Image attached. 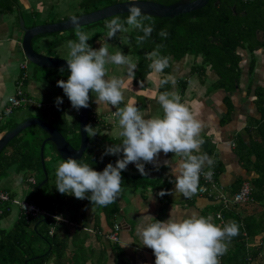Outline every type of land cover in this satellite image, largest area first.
<instances>
[{"label":"crops","instance_id":"obj_1","mask_svg":"<svg viewBox=\"0 0 264 264\" xmlns=\"http://www.w3.org/2000/svg\"><path fill=\"white\" fill-rule=\"evenodd\" d=\"M68 2L69 0H17V6L14 8L0 5V112L3 113L8 98L13 96L17 89L32 100L29 105L20 108L24 110L30 108L33 112V114L28 112L19 122L35 117L49 124L56 122L61 126L60 118L55 117L54 113H57V109L61 106H65L67 110L64 111V117L68 124L73 126V132L70 134L79 146V125L75 124H78L79 110L75 108L72 111L68 110L72 107L71 102L63 89L57 86V82L64 78L58 79L54 73L49 72L50 77L36 79L35 70L28 66L23 57L22 31L19 28V17H22L27 28H31L56 23L77 15L76 10L71 11L72 15L65 14L69 9ZM58 11L63 15L58 14ZM261 35L259 37L264 41V35ZM62 43L61 41L55 43L54 49L60 47ZM44 51L37 52L49 56ZM238 53L242 57L240 76L233 85L230 82H220L215 72L201 65V57L193 56L169 62V66L162 73L151 77L147 74L138 84L134 83V77L129 80L126 65L120 68L119 75H107L106 79L115 76L125 79L128 83V88L124 91V101L119 107H124L129 100H132L145 119L163 115L162 107L157 100L159 94L175 92L180 96L181 103L186 104L202 123L200 138L204 143L200 153H207L214 160L211 169L206 165L203 171L213 172L215 186L211 187L210 197L198 194V189L188 199L182 194L177 197L175 177L171 174V170L180 157L175 156L174 153L165 155L161 152L155 164H145L147 175H143L142 179V182L145 180L155 185L146 186L138 182V186H122V192L117 199L118 212L113 216L106 215L99 205H93L89 199L79 200L74 195L66 194L64 201L55 200L54 215L61 219L53 218L54 225L49 232L51 237L55 236L62 250L46 264H89V262L91 264H155L153 251L143 246L142 238L137 234V221L143 215H150L161 222L170 218L174 220L188 218L193 214L211 216L215 221L214 214L217 211L215 207L219 200H222L221 196L230 201L234 192L244 183L251 187L250 199L239 204L224 205L223 203L225 207L223 210L236 215L240 220L249 217L254 220L264 219V186L259 181V174L263 169L260 168L255 157L258 147L264 148L261 138L264 139V46L252 54L246 50H238ZM22 65H25V68H21ZM136 71L137 67L134 75ZM169 75L174 77L175 86L171 82L161 85L159 81ZM68 77L66 76V80ZM58 97L63 101L59 106L56 104ZM95 100L96 98L92 100L91 97L92 120L89 125L98 134L91 137V141L89 137L88 139L92 152L101 154V151L105 152L107 147L120 145L123 138L119 136L118 118L112 115L116 109L114 108L109 114L106 111L113 106L107 103L97 104ZM15 110L10 115L4 116L0 126L19 124L14 122V119L5 121L15 113ZM34 111L38 114L35 115ZM34 127L36 129L31 134L22 131L19 134H22L21 140L34 137L33 135L37 134L36 130L43 132L38 127ZM99 127L101 130L97 132ZM71 145L73 146V142ZM78 146L73 147L78 148ZM52 152L53 155L56 154L55 151ZM116 157L113 166L118 159L123 158V154ZM122 172L131 176L141 175L135 164H129ZM34 174L27 171L17 172L16 165L6 170V176L0 180L2 181L0 193L6 195L9 201H0L2 206L0 213L2 211L8 213L0 219V230H10L23 215L20 203H33L32 199L28 201L26 198L19 199L15 196L13 187L19 182L20 190L24 191L27 187L26 191H28L31 188L33 197L34 186L37 183ZM258 185L262 186L261 191ZM161 191L171 194L161 197L159 195ZM220 208L222 209L221 205ZM230 221L231 219H225L222 214V222L217 221L216 225L222 227ZM116 225L119 227L117 232L119 240L114 243L109 239V235ZM257 231L246 242L248 252L255 249L259 251L256 259L250 260V264H264V230L257 229Z\"/></svg>","mask_w":264,"mask_h":264},{"label":"clouds","instance_id":"obj_2","mask_svg":"<svg viewBox=\"0 0 264 264\" xmlns=\"http://www.w3.org/2000/svg\"><path fill=\"white\" fill-rule=\"evenodd\" d=\"M146 19L150 17L142 15L141 8L131 6L125 22L129 27H125L119 16L114 17L106 22L107 38H114L118 32H128L129 28L138 29L143 35L137 36L136 41L138 45L142 44L154 31L151 24H144ZM70 20L76 26L78 41L67 42L69 51L66 62L70 75L67 81H58L57 86L63 89L72 107L77 110L89 107L90 92L95 93L97 104L107 103L116 109L112 115L118 118L122 143L107 147L104 155L122 153L123 158L118 159L115 166L109 163L99 172L83 160L68 157L57 167L56 189L61 194L74 195L79 200L89 199L93 205L107 206L120 196L121 172L129 164H135L141 175H147L145 164H155L163 152L165 155L174 153L180 157L171 170L175 177V194L177 197L182 194L190 198L197 192L204 167L207 165L211 169L214 164L207 153H200L204 143L200 138L202 123L186 104L181 103L180 96L175 92L159 94L157 100L163 110L162 116L145 119L132 100L124 107H119L124 101L128 83L115 76L106 79L107 65H126L129 80L134 77L137 65L122 51L110 55L105 45L94 50L88 44L89 36L80 30L78 18L72 16ZM158 35L166 39L168 33L161 29ZM161 47L163 45H157L154 51L146 54V58L151 61L150 77L162 73L169 66L170 57L160 55ZM169 82L175 86L176 81L171 75L159 81L161 85ZM62 103L58 97L57 106ZM83 131L89 137L97 134L91 125L85 126ZM204 176L211 180L213 172L209 170ZM167 194L171 193H159L161 197ZM137 223V234L142 238L143 246L153 251L155 264H220L219 258L228 251V243L225 241L230 242L232 237L239 234V226L235 222L221 227L212 222L211 216L205 218L196 214L163 222L150 215H143Z\"/></svg>","mask_w":264,"mask_h":264},{"label":"trees","instance_id":"obj_3","mask_svg":"<svg viewBox=\"0 0 264 264\" xmlns=\"http://www.w3.org/2000/svg\"><path fill=\"white\" fill-rule=\"evenodd\" d=\"M176 1L167 0L166 2L162 1V3L168 4ZM115 3H117V0H83L80 3V9L92 7V10L89 11L92 12ZM99 4L102 6L99 7ZM0 5H8L14 8L17 6V0H1ZM84 13H88V11H84ZM118 16L121 22L125 23L128 14ZM112 18L84 28L89 29L90 27L93 28L99 25L104 26ZM144 24H151L154 27V31L142 44L138 45L136 41L137 36L143 35V32L138 29H133L126 38L132 47L131 53L137 57V71L134 75L135 84L142 81L151 71L149 68L151 61L146 58V54L154 51L157 45H163L159 49L160 55L170 57L169 62L182 60L186 56L201 57V65L205 68L209 67L210 70L215 72L220 78V82H230L233 85L240 76L242 57L238 53V50H246L252 54L264 46V41L259 37L260 33L264 35V0H209L207 5L200 10L174 18L150 17V19L144 20ZM126 26L128 25L125 23ZM161 29L167 31L168 36L166 39L158 35ZM39 38L41 37L34 39V42ZM47 71L54 73L58 79L63 77L65 81H67L66 76L70 75V72L66 70ZM195 71H197V68ZM65 110L66 107L61 106V108L57 109V113H54L55 117L60 118L61 126L57 125L56 122L50 124L66 138L68 133L73 132V126L66 121L64 117ZM91 120L89 112L88 125L91 124ZM75 124L76 126L78 125L77 123ZM13 127L14 124L0 126V133ZM100 130L99 127L97 132H100ZM42 134L46 138L43 132ZM21 135L10 141L0 152V180L6 176V170L13 165H16L17 172L27 171L37 173L42 169L39 151L44 138L40 139L36 134L32 138L28 137L26 140H21ZM261 138L264 144V139L263 137ZM89 139L91 141V137ZM67 141L71 144L69 139ZM47 144L50 149L55 150L52 144ZM73 146L77 147L78 142H74ZM7 152H9L8 155H6ZM104 153L103 151H101V154L92 152L90 146L80 160L88 163L94 170L102 172L109 163L114 164L117 158V155H104ZM255 157L256 162L263 169V173L259 171V181L264 186L263 147H258ZM57 159L60 158L57 157ZM45 170L48 176L46 164ZM121 176L122 186H138V182L141 184L140 182L143 179V175L131 176L123 172H121ZM47 182L48 180L41 187H38L40 182L35 184L34 196L31 199L36 205L54 214L53 207L55 200L59 199L62 201L67 195L59 193L56 186L52 188L51 193H47L43 189L47 185ZM142 183L146 186L155 185L145 180ZM241 186L234 192L231 199L240 190ZM261 190L262 186H260ZM250 195L247 197V201L250 199ZM212 201L216 200L212 199ZM216 206L217 211L214 217L216 214L222 213L225 219L229 218L231 219L230 222H235L239 226V234L232 237L230 242L225 241L228 243V251L221 257L222 264H250V260L256 259L259 251L255 249L248 252L246 250V242L258 232L257 229L264 230V219L256 218L254 220L252 217H249L240 220L236 215L226 212L225 209L223 210L224 205L222 200H219ZM100 207L109 217L118 212L117 200L112 204ZM1 208L2 206H0V210ZM7 213V211H2L0 219L5 217ZM217 221L219 220H212L215 224H217ZM53 225L54 220L50 217L30 219L21 215L10 230H0V264H46L50 258L59 255L62 246H59L55 236L51 237L49 235L50 228ZM42 245H46V247Z\"/></svg>","mask_w":264,"mask_h":264},{"label":"water","instance_id":"obj_4","mask_svg":"<svg viewBox=\"0 0 264 264\" xmlns=\"http://www.w3.org/2000/svg\"><path fill=\"white\" fill-rule=\"evenodd\" d=\"M208 2L209 0H178L173 4L163 5L151 1L132 0L112 4L96 11L78 15L76 17L79 20V28H81L118 15L128 14L129 8L131 6H136L141 8L142 15L156 18H174L179 15L200 10L205 7ZM233 10L235 9L233 8ZM70 18L56 23L37 25L31 28H27L22 17H19V28L22 31L21 50L24 59L30 64L41 69H63L68 71L67 62L65 59L50 57L48 55H44L35 51L33 42L37 37L62 33L64 31L76 29V26L71 23ZM261 34L262 33H260L259 35L262 36ZM89 95L91 100V92L89 93ZM90 100L88 108L79 109L78 125L80 142L78 148H74L54 126L39 118L33 117L20 122L13 128L5 131L0 135V152L9 144L10 141H12L27 128L36 126L41 129L46 135V138L41 143L39 151L40 162L43 173L45 175L44 181L38 185V187H41L47 181V174L44 164V148L47 143H50L54 146L56 155L62 161H64L68 157L80 160L83 157L86 149L90 146L88 135L83 131L84 127L88 126Z\"/></svg>","mask_w":264,"mask_h":264},{"label":"rangeland","instance_id":"obj_5","mask_svg":"<svg viewBox=\"0 0 264 264\" xmlns=\"http://www.w3.org/2000/svg\"><path fill=\"white\" fill-rule=\"evenodd\" d=\"M82 1L83 0H69V2H68L69 9L65 12V14H67L69 16L71 14L72 10H76V13L78 15L86 14V13H84V11H88V13H89V11L92 10V7L88 8V9H83V8L80 9V3H82ZM98 6L101 7L102 5L99 4ZM58 14L63 15L60 11H58ZM78 15H75V16H78ZM105 27H106V24L104 26L99 25V26H95L93 28L90 27L89 29L81 27L80 30L89 36L88 44L94 50H99V48L102 45H105V46H107L110 55L115 54L117 51H122V53L124 55H129L131 57L132 61L137 65V63L135 62V61H137V57L131 53L132 47L126 40L127 36L130 35V33L133 29L129 28L128 32H118L114 38L108 39L107 38L108 29ZM126 27H129V26H126ZM75 31H76V29H72V30L64 31L62 33L46 35L45 37L42 36L36 42H34L33 47L36 51L45 50L44 52L46 54L48 53L50 57H57V58H61V59L66 60L68 58V51H69V49L66 46L67 42L69 40L78 41V38L75 35ZM53 41L56 44L59 41H61L63 43L60 47H55V49H54L55 43ZM27 64L29 67H32L35 70L37 80H41L42 78L50 77L51 74H49V71L39 69L38 67L30 64L29 62H27ZM122 67H124V66H117L115 64H108L107 65L108 74H113V75L118 74L119 75L120 74V68H122ZM50 86H53V85H50ZM91 97H92V100H94L96 98L95 93L91 94ZM70 109L72 111L74 108H72V107L68 108V110H70ZM113 109H114V107H111L106 112H109V114H110ZM28 112H32V110H30V108L26 109V110H24L23 108H20L19 110L16 109L15 113L13 115L7 117L5 119V121L7 122V121H10V119H14V122H19L22 118H24L28 114ZM31 114H33V112ZM34 114L35 115L38 114L37 111H34ZM40 115H41V113L39 114V116ZM45 119H46V117H45ZM35 129L36 128L33 126L30 128H27L26 131L28 134H31V132H33ZM36 132H37V135L40 139L44 138V135L39 130H36ZM68 139L70 140V142L74 143L75 139H74L72 134H70V133L68 134ZM103 139H105V138L103 137ZM48 147H49V145L47 144L45 147V151H44V157H45L44 160H45L46 168L48 170V176H47L48 182H47V185L43 187V189L47 193H51L52 188L55 186V180L57 179V177H56L57 167L63 161H61L60 159H57V155L56 154L53 155L52 150ZM34 177L36 178L37 182H40V183L43 182L45 179V175L43 173V170L41 169V171L35 173ZM1 182H0V184H1ZM16 184H17V186L13 187V193L15 194V196H17L19 199L26 198L28 201H31V198H32L31 188L28 191H26L27 190L26 189L27 187H26L24 189V191L23 190L21 191L20 187L18 186L19 182H17ZM23 186H25V185H23ZM23 186H21V187H23ZM60 198L62 199V197H60ZM62 200L64 201V199H62ZM42 246L46 247V245H42ZM36 251H39V250H36Z\"/></svg>","mask_w":264,"mask_h":264},{"label":"built area","instance_id":"obj_6","mask_svg":"<svg viewBox=\"0 0 264 264\" xmlns=\"http://www.w3.org/2000/svg\"><path fill=\"white\" fill-rule=\"evenodd\" d=\"M247 1V0H243ZM21 68H25V65H22ZM32 102V100L21 90L17 89L16 93L9 97L7 100V105L3 109V113L0 112V121L4 118V116L10 115L15 109L24 107L26 105H29ZM204 173L202 172L200 175V185L198 186V194L200 195H206L210 197L212 193V188L215 186L213 177L211 180L205 179ZM250 194V187L248 184L244 183L240 190L233 196V198L229 201L227 198H224L221 196V199L224 203V205H227L228 203L232 204H238L247 201V197ZM0 201H9L8 197L2 193H0ZM25 205V206H24ZM20 210L22 214L28 218L37 219L39 217H50V218H56V216L53 213L48 212L46 209H43L42 207L36 205L35 203H20ZM216 219L219 220V222H222V215L220 213L215 215ZM119 231V227L116 225L113 232L109 235V239L117 243L119 238L117 232ZM220 259V264H222V259Z\"/></svg>","mask_w":264,"mask_h":264},{"label":"flooded vegetation","instance_id":"obj_7","mask_svg":"<svg viewBox=\"0 0 264 264\" xmlns=\"http://www.w3.org/2000/svg\"><path fill=\"white\" fill-rule=\"evenodd\" d=\"M125 1H132V0H117V3H120V2H125ZM138 1H151V2H156V3H160V4H163V5H170V4H173V3H168V4H165V3H162L163 2H166L167 0H138ZM178 1V0H177ZM176 1V2H177ZM175 3V2H174ZM116 4V3H115Z\"/></svg>","mask_w":264,"mask_h":264}]
</instances>
